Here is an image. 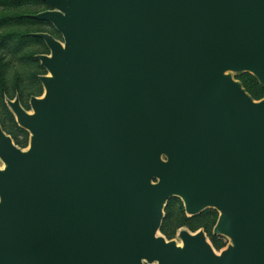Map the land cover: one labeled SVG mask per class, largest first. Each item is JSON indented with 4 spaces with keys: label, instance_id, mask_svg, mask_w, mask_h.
Instances as JSON below:
<instances>
[{
    "label": "water",
    "instance_id": "water-1",
    "mask_svg": "<svg viewBox=\"0 0 264 264\" xmlns=\"http://www.w3.org/2000/svg\"><path fill=\"white\" fill-rule=\"evenodd\" d=\"M42 97L22 150L0 125V264H264V0H41ZM179 198L220 213L203 231L160 233Z\"/></svg>",
    "mask_w": 264,
    "mask_h": 264
},
{
    "label": "rangeland",
    "instance_id": "rangeland-1",
    "mask_svg": "<svg viewBox=\"0 0 264 264\" xmlns=\"http://www.w3.org/2000/svg\"><path fill=\"white\" fill-rule=\"evenodd\" d=\"M50 9L51 7L40 0H0V125L7 135L14 138V143L22 150L29 147L30 133L18 125L7 105V100L18 98L22 107L31 112V98L44 95L45 90L39 81V76L48 75V71L41 66L36 56L50 55V50L43 40L33 37L43 32L51 34L61 42L63 38L51 23L33 21L26 19L25 16ZM230 74L237 81L247 83L249 89H252L260 99H264V91L255 85L253 79L244 73ZM2 165L3 162L0 159V167ZM178 199H175L173 205L167 210L169 216L163 230L157 236H163L168 241L180 244L182 243L180 233L182 231L191 232V228L195 227L199 220L190 222L187 220L191 216L187 214L186 218L181 216ZM221 238L226 244H231L228 237L221 236ZM206 240L213 245V239L208 235ZM215 250L219 251L218 248Z\"/></svg>",
    "mask_w": 264,
    "mask_h": 264
},
{
    "label": "trees",
    "instance_id": "trees-1",
    "mask_svg": "<svg viewBox=\"0 0 264 264\" xmlns=\"http://www.w3.org/2000/svg\"><path fill=\"white\" fill-rule=\"evenodd\" d=\"M41 1V0H40ZM41 2H43V1H41ZM43 3H45V2H43ZM38 14V13H37ZM32 15H35V14H32ZM31 16V15H30ZM29 15H26L25 17H26V19H30V20H33V21H37V22H45V21H39V20H35V19H33V18H31ZM45 23H48V22H45ZM39 33H43V32H39ZM30 35H32V34H29V36ZM30 37H33V36H30ZM33 38H37V37H33ZM37 39H39V40H42V39H40V38H37ZM38 60V59H37ZM244 74H246L247 75V77H250L251 79H253L254 80V82H255V85L259 88V89H261V90H263L264 91V86H262L259 82H258V80L253 76V75H251V74H249V73H244ZM240 83L242 84V86L244 87V89L246 90V92L252 97V99H254L255 101H260V100H262V98L260 99L258 96H257V94L255 93V92H253L252 91V89H249L250 87H249V85L247 84V83H244L243 81L241 82L240 81ZM14 139V138H13ZM17 145V144H16ZM175 199H177V198H173V199H171L169 202H168V204H167V206H166V208H165V217H164V220H163V223H162V226H161V228H160V231H162L163 230V227H164V225H165V222H166V220H167V218H168V216H169V212L167 213V210H169V208L171 207V205H173V201H175ZM177 201V200H176ZM178 202H179V209H180V211H179V214L181 215V216H184L185 218L187 217V215H186V212H185V208H184V205H183V202L180 200V199H178ZM216 217H217V213H216V211L215 210H206L205 212H202L201 214H199V215H196V216H193V217H189L188 218V220L187 221H190V222H194V221H198V222H196V223H198L197 225H195V227H192L191 228V232L192 233H195L196 231H198L199 229H204L205 231H206V233L208 234V236L210 237V235H211V231H212V228L215 226V224H216ZM213 243H214V246H215V248H218V249H220L221 247H222V245H220V244H218V242H216L214 239H213Z\"/></svg>",
    "mask_w": 264,
    "mask_h": 264
},
{
    "label": "flooded vegetation",
    "instance_id": "flooded-vegetation-1",
    "mask_svg": "<svg viewBox=\"0 0 264 264\" xmlns=\"http://www.w3.org/2000/svg\"><path fill=\"white\" fill-rule=\"evenodd\" d=\"M207 210H209V209H207ZM211 210H215V209H211ZM206 211V210H205ZM204 211V212H205ZM216 211V213H217V217H216V224H217V222H218V220H219V216H220V213L217 211V210H215ZM193 217V216H192ZM216 224H215V226H216ZM215 226L212 228V231H211V235H210V237L212 238V239H214L216 242H218V244H220V245H222V247L220 248V249H218L219 251H216L215 249V246H214V243H213V245H211L212 247H213V249L218 253V254H220L222 251H224V250H226L227 249V247L229 246V244H226L225 243V240L223 239V238H221V236L222 237H225V236H223V235H216L215 233H214V228H215ZM199 231H203L204 232V234H207L206 233V231L204 230V229H199L198 231H196V232H199ZM195 232V233H196ZM208 235V234H207ZM206 235V236H207ZM218 237H220V238H218Z\"/></svg>",
    "mask_w": 264,
    "mask_h": 264
},
{
    "label": "bare ground",
    "instance_id": "bare-ground-1",
    "mask_svg": "<svg viewBox=\"0 0 264 264\" xmlns=\"http://www.w3.org/2000/svg\"><path fill=\"white\" fill-rule=\"evenodd\" d=\"M31 113H32V111H31ZM26 150H28V149H26ZM5 168V164H3L1 167H0V169H4ZM182 245V243H180L179 244V246H181Z\"/></svg>",
    "mask_w": 264,
    "mask_h": 264
}]
</instances>
